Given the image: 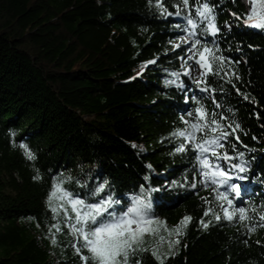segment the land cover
<instances>
[{
  "label": "trees",
  "instance_id": "16d2710c",
  "mask_svg": "<svg viewBox=\"0 0 264 264\" xmlns=\"http://www.w3.org/2000/svg\"><path fill=\"white\" fill-rule=\"evenodd\" d=\"M246 1L212 0L221 27L216 39L235 61V75L232 83L220 75L206 79L223 104L216 111L240 124L229 135L228 150L235 144L232 154L243 152L250 164L247 178L237 181L244 197L235 204L247 207L251 219L228 221L194 169L193 151L175 152L178 141L169 135L184 127L187 107L185 92L165 84L175 79L173 71H183L184 45L173 48L180 43V17L162 15L156 0H0V264H84L63 214L62 230H50L58 221L47 207L49 193L64 177L87 181L88 188L97 177L107 178L125 200L141 184L196 183L153 200L159 220L129 264H264V30L230 14L262 10L264 0ZM161 2L174 12L179 0ZM226 23L231 29L223 28ZM184 83L196 90L187 78ZM203 96L211 113L213 102ZM37 170L40 179H34ZM210 220L207 228L201 223ZM169 226L180 235L166 231Z\"/></svg>",
  "mask_w": 264,
  "mask_h": 264
},
{
  "label": "snow or ice",
  "instance_id": "6c2138e0",
  "mask_svg": "<svg viewBox=\"0 0 264 264\" xmlns=\"http://www.w3.org/2000/svg\"><path fill=\"white\" fill-rule=\"evenodd\" d=\"M152 2L153 0H149L150 4ZM156 6L162 15H175L183 20V25H175L182 33L177 36L180 43H173L174 49L184 45L182 51L186 55L180 57L183 71H173L171 76L175 79L165 80L166 85H175L185 92L187 105L181 115L184 127L169 134L170 138L178 141L173 146L174 151L182 153L189 148L193 151V167L197 170L203 186L211 188L215 199L220 201L219 206L226 220L232 221L237 216L240 221L250 220L246 215L249 209L235 204L244 197L242 186L237 181L247 178L244 174L249 171L250 164L244 159L243 152L232 154L236 149L235 144L231 145L232 152L228 150L229 135H235V130L240 124L233 122L224 111H216L221 109L223 104L216 100L217 89L208 84L206 79L209 74L220 75L222 79L232 83L230 77L235 75V70L231 68L235 61L223 55L220 41L216 39L217 34L221 32V27L217 25L216 5L212 0H195L194 3H190V0H179V3L173 5L174 12H170L161 0H156ZM230 14L237 20L242 19L246 26L264 30V9L257 11L252 7L243 17L235 12ZM231 27V24L223 25L225 29ZM149 63H155V60ZM196 70H199L200 79L193 76ZM184 78L190 81L195 91L190 90L189 85L184 83ZM204 93H207V98L213 102L211 113L201 102L205 99ZM220 94H226L223 88L220 89ZM244 98L247 99V96ZM225 111L234 114L231 107H227ZM235 139L239 140V137L235 136ZM22 146L26 149L25 154L29 160H35V154L28 150L27 145ZM245 147L247 148L246 145ZM140 148L143 150L142 145ZM237 156L239 161L234 162ZM146 167L152 170L151 164ZM34 179H40L39 170ZM65 179L71 178H56L49 193L47 207L52 213V218L58 221L50 225V230H62L59 217L63 214L64 227L76 241L74 251L84 264H88L89 259L94 261V264H129L131 256L138 250H144L141 248L144 235L153 231L150 225L157 219L151 211L153 200L163 201L178 187H197L194 182L184 185L176 180H170L163 185L149 184L148 187L141 184L139 193L133 195L130 200H125L126 194L117 197L107 178L100 180L97 177L98 182L91 188H88L87 181H84L82 186L87 188V192L75 194L63 187ZM144 180L148 181L149 177L145 176ZM77 183L80 184L81 181L77 180ZM54 198L57 203H53ZM211 211V208L207 209L204 215L207 216ZM213 217L217 221L221 219L219 213H213ZM188 219L190 217L184 218ZM259 220V226H264V212L260 213ZM211 222L201 221L205 228ZM55 242L53 234V243ZM175 243H179V240ZM82 249H86L88 255H85ZM152 254L156 255V252ZM136 264H141L139 259Z\"/></svg>",
  "mask_w": 264,
  "mask_h": 264
},
{
  "label": "rangeland",
  "instance_id": "374dc122",
  "mask_svg": "<svg viewBox=\"0 0 264 264\" xmlns=\"http://www.w3.org/2000/svg\"><path fill=\"white\" fill-rule=\"evenodd\" d=\"M254 1L258 2V0H254ZM243 4H244V3H243ZM255 8H256L257 11H260V8H259L258 6H255ZM193 76L195 77V79H200L199 70H196V71L193 73ZM64 178H66V177H64ZM64 178H63V179H64ZM82 184H83V182H81L80 184H78L77 181H75V180L65 179V180H64L63 187L69 189V190H70L71 192H73V193H83V189H84V188H83ZM53 203H57V201L55 200V198L53 199ZM69 207H70V206H69ZM158 220H159V219H156V220L154 221V223H157ZM169 230H170V226L167 227L166 231H169ZM170 231L174 234V236L180 235V234H179V232H180V231H179V228H178V229H174V228H172ZM169 234H171V233L169 232ZM148 239H149V238H147L146 235H144V237H143V243H146ZM143 243H142V244H143ZM166 243H167L168 245H172L173 242H172L171 239H169V241H166Z\"/></svg>",
  "mask_w": 264,
  "mask_h": 264
}]
</instances>
